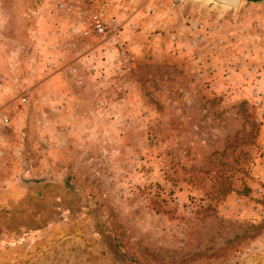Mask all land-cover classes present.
Instances as JSON below:
<instances>
[{"label": "rangeland", "instance_id": "1", "mask_svg": "<svg viewBox=\"0 0 264 264\" xmlns=\"http://www.w3.org/2000/svg\"><path fill=\"white\" fill-rule=\"evenodd\" d=\"M0 77V264H264V0H0Z\"/></svg>", "mask_w": 264, "mask_h": 264}, {"label": "built area", "instance_id": "2", "mask_svg": "<svg viewBox=\"0 0 264 264\" xmlns=\"http://www.w3.org/2000/svg\"><path fill=\"white\" fill-rule=\"evenodd\" d=\"M93 29L98 33V34H102L104 32V25L102 22H100L97 17H95L93 19V25H92ZM2 80L3 78L0 77V96L2 95ZM17 80L16 77L13 78L12 82L15 83ZM8 94V93H7ZM22 101H25V98H22ZM10 115L9 113L6 111V109H4L1 105H0V159L3 157V153H4V141H5V134L6 131L8 130L9 126H10Z\"/></svg>", "mask_w": 264, "mask_h": 264}, {"label": "water", "instance_id": "3", "mask_svg": "<svg viewBox=\"0 0 264 264\" xmlns=\"http://www.w3.org/2000/svg\"><path fill=\"white\" fill-rule=\"evenodd\" d=\"M199 3L205 8L212 10H219L222 12L232 11L235 12L239 7L241 0H192Z\"/></svg>", "mask_w": 264, "mask_h": 264}, {"label": "trees", "instance_id": "4", "mask_svg": "<svg viewBox=\"0 0 264 264\" xmlns=\"http://www.w3.org/2000/svg\"><path fill=\"white\" fill-rule=\"evenodd\" d=\"M251 1H254V2H259V1H261V0H251Z\"/></svg>", "mask_w": 264, "mask_h": 264}]
</instances>
